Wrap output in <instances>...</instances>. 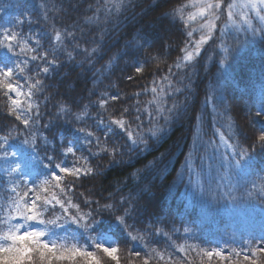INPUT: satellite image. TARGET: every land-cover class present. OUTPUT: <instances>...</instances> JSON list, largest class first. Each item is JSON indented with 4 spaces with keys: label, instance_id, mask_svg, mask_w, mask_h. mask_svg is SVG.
<instances>
[{
    "label": "trees",
    "instance_id": "16d2710c",
    "mask_svg": "<svg viewBox=\"0 0 264 264\" xmlns=\"http://www.w3.org/2000/svg\"><path fill=\"white\" fill-rule=\"evenodd\" d=\"M183 2L185 0H128L127 10L118 18L95 25L86 23V18L93 14L98 0H0V32L7 28L25 37L40 34L41 45L49 50L54 27L75 33V40L66 41L67 50L72 51L75 59L69 60L63 49L58 51L59 66L50 68L49 74L43 77L44 90L34 97L40 112L35 131L38 138L47 136L48 144L38 139V147L33 152L29 145L22 143L25 135L13 133L9 143L0 147V156L7 149L10 164H19L25 171L35 169V173L56 171L57 162L71 166L74 158H63L62 149L67 140L77 135L74 128L83 126L96 130L97 134L103 132L96 125L101 112L96 102L101 93L122 97V102L109 101L110 112L131 107L135 103L132 94L142 91L144 86L150 88L152 80L159 81L168 74V68L182 56L180 49L188 39L186 29L179 20L172 22L163 18L162 12ZM41 4L46 8H41ZM49 9V19L45 20L44 13ZM18 19L25 22L17 24ZM28 19L32 23H28ZM223 26L220 23L219 27ZM194 37L198 38V34L194 33ZM93 41L100 44L101 51L90 61L74 50L76 43L81 49L95 47ZM214 41L203 47L194 69L173 67L171 79L175 86L184 89L173 97L181 104L180 115L164 128L158 140H149L147 150L131 149L122 136H114L112 142L122 146L123 155L119 159L123 163L109 166L107 160L93 159L89 150L80 146L77 156L84 155L92 159L93 164L102 165L100 175L82 178L75 189V198L83 211H91L102 221L94 235L119 228L114 215L103 211L105 201L121 209L120 199L130 196L133 215L128 223L144 234L143 243L134 249L142 254L156 248L179 257L182 254L177 253L176 246L182 244L227 252L245 248L250 236L258 238L261 235L264 214L260 208L264 205L258 201L233 205L219 198V194L226 191L237 197L244 196L251 184L234 173H229L230 179L221 180L224 170L217 171L220 160L222 156L230 157L231 153L220 143L216 130L219 128L227 136L230 117L237 133L232 142L238 139L241 145L250 146L264 126V119L255 115L264 96V42L254 39L251 33L243 30L235 33L231 29L223 35L217 32ZM221 45L228 48V53L221 51ZM225 55L228 59L221 65ZM36 63L41 62L29 63L30 75H35ZM138 64L144 66L143 73L136 72ZM129 76L133 77L132 81L127 79ZM150 98L149 93L141 100ZM61 104L71 106L73 113L89 105L90 118L78 124L73 115L58 116ZM49 123L51 127L45 128ZM163 123L161 119L160 124ZM13 127H19L22 133L29 131L7 114L6 100L0 94V136L7 135ZM13 152L17 155L12 156ZM49 155L55 159L50 169H44L40 161L50 163ZM253 156L251 167L260 173L264 169V151L257 147ZM4 167V161H0V203L9 186ZM35 173L27 178L29 183H38L43 178ZM197 174L205 187L203 198L193 187ZM209 184L218 195L216 200L211 199ZM81 192L93 201L92 205H84ZM185 228L190 231L185 233ZM120 245L123 249L121 264H127L129 245L122 236ZM191 255L194 257L195 253ZM104 264L113 262L104 258ZM194 264L199 262L194 261ZM212 264L219 262L214 259Z\"/></svg>",
    "mask_w": 264,
    "mask_h": 264
},
{
    "label": "snow or ice",
    "instance_id": "6c2138e0",
    "mask_svg": "<svg viewBox=\"0 0 264 264\" xmlns=\"http://www.w3.org/2000/svg\"><path fill=\"white\" fill-rule=\"evenodd\" d=\"M40 7L46 8V5L41 4ZM52 7L55 9L56 6ZM127 8L128 0H98L93 14L86 18V23L95 25L108 23L111 19L118 18ZM50 10L45 11L43 19H49ZM162 17L172 22L179 20L186 29L188 39L185 47L180 49L182 56L168 68V74L162 76L159 81L153 79L150 88L144 86L142 91L134 92L131 99L135 103L131 107L125 106L110 112L109 101L122 102V97L118 94L109 96L101 93L96 102V106L101 110L96 125L98 129H103V132L97 134L96 130L83 126L74 128L77 135L67 140L62 149L63 158L68 156L74 158L71 166L57 162L56 171L35 173V169L25 171L19 164H10L7 149L0 156V161H4V171L9 181L4 201L0 203V264H104V258L113 264H121L123 249L120 245V236L129 245L127 264H194V261H198L199 264H212L214 259L219 264H264V227L258 238L250 236L245 248L239 250L233 248L225 252L219 248L204 249L182 244L176 246L177 253L182 254L179 257L173 256L167 250L161 251L156 248L142 254L134 249L143 243L144 234L133 229L128 223L133 215L131 196L120 199L121 209H117L116 204L105 201L102 205L103 211L114 215L119 228L98 235L93 233L102 221L96 219L91 211H83L75 198L76 185L82 178H95L101 174L102 168L100 163L93 164L89 157L77 156L80 146L87 148L93 159L107 160L109 166L123 163L119 159L123 155L122 146L112 142L114 136H122L125 144L131 149L147 150L149 140H158L172 119L179 117L181 104L173 97L184 89L174 85L171 79L174 75L173 67L177 70L189 67L194 69L196 58L201 55L205 45L210 41L215 42L214 36L217 32L223 35L230 29L243 30L251 33L254 39L259 38L264 42V0H185L170 11H163ZM254 17L258 23L254 22ZM24 22L21 19L17 20V24L22 25ZM27 22L32 23L31 19ZM220 23H223V28L219 27ZM194 33L198 34V38L194 37ZM50 39L52 43L49 50L41 45L40 34L36 37H25L21 32L7 28L0 32V94L6 100L7 114L18 121L24 130H29L22 133L19 127L10 128L7 135L0 136V147L9 143L13 133L17 136L25 135L22 143L29 145L33 152L38 147V139L45 145L49 142L47 136L37 137L35 129L40 112L39 104L34 97L44 90L43 77L49 74L50 68L59 66L56 56L58 51L63 49L67 52L69 60L75 59L66 45V41L75 40V33L54 27ZM93 43L96 44L95 47L83 49L76 43L74 50L83 53L85 59L90 61L101 51L100 44L96 41ZM221 51L228 53L229 50L221 45ZM227 59L228 56L225 55L221 65ZM37 61L41 63L35 64V75H30L29 63ZM136 72L143 73L144 66L138 64ZM127 79L132 81L133 77L129 76ZM149 93L151 98L142 101L141 97ZM208 102L206 98L205 103ZM57 115H73L78 124H83L90 118L89 105H84L81 111L73 113L71 106L61 104ZM255 115L264 119V96ZM161 119L163 125L160 124ZM44 127L50 128L51 123ZM227 128V136L219 128L216 130L220 143L231 153L230 157L222 156L217 171L224 170L221 180L226 177L230 179L229 173H234L246 183H250L251 188L244 196L237 197L232 195L231 191H226L219 194V198L226 199L233 205L241 201H258L264 205V169L257 173L251 167L257 147L264 151V126L259 129L250 146L241 145L238 139L232 142L237 133L230 117ZM16 155L17 153H12V156ZM54 159L49 155L47 160L50 163L45 164L41 160L40 165L44 169H50ZM150 164L155 166L154 162ZM34 173L43 178H40L38 183L36 181L29 183L27 178ZM197 176L193 187L203 198L205 187L199 179V174ZM208 191L212 200L218 198L210 184ZM80 197L84 198V205L93 204L83 192L80 193ZM95 204L99 206L100 202L95 201ZM117 211H121L122 214H116ZM260 211L264 214V207H261ZM73 225L75 229L71 228ZM184 231L188 233L190 230L185 228ZM192 253H195L194 257Z\"/></svg>",
    "mask_w": 264,
    "mask_h": 264
},
{
    "label": "rangeland",
    "instance_id": "374dc122",
    "mask_svg": "<svg viewBox=\"0 0 264 264\" xmlns=\"http://www.w3.org/2000/svg\"><path fill=\"white\" fill-rule=\"evenodd\" d=\"M254 22L258 23V21H255V17H254ZM241 31V30H240ZM235 33H238V31H235Z\"/></svg>",
    "mask_w": 264,
    "mask_h": 264
}]
</instances>
